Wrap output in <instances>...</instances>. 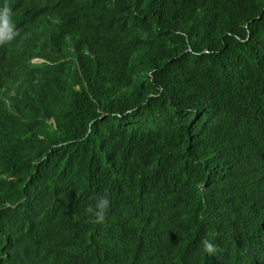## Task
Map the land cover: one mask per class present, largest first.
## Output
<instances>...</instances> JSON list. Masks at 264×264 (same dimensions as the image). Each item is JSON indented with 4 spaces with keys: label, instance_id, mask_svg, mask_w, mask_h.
Here are the masks:
<instances>
[{
    "label": "trees",
    "instance_id": "obj_1",
    "mask_svg": "<svg viewBox=\"0 0 264 264\" xmlns=\"http://www.w3.org/2000/svg\"><path fill=\"white\" fill-rule=\"evenodd\" d=\"M5 7L0 264H264V0Z\"/></svg>",
    "mask_w": 264,
    "mask_h": 264
},
{
    "label": "clouds",
    "instance_id": "obj_2",
    "mask_svg": "<svg viewBox=\"0 0 264 264\" xmlns=\"http://www.w3.org/2000/svg\"><path fill=\"white\" fill-rule=\"evenodd\" d=\"M18 36H20V32L11 22V9L5 7L2 11H0V46L11 44ZM36 61L37 59L32 60V62ZM110 210L111 201L106 192L104 195L98 197L95 205H90L86 209V212L93 217V223L98 225H106ZM201 245L209 256H214L219 250L217 245L208 238H204L201 241Z\"/></svg>",
    "mask_w": 264,
    "mask_h": 264
}]
</instances>
